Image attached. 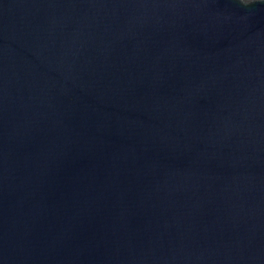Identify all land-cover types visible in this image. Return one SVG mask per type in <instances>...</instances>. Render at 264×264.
Returning a JSON list of instances; mask_svg holds the SVG:
<instances>
[{
	"label": "water",
	"instance_id": "obj_1",
	"mask_svg": "<svg viewBox=\"0 0 264 264\" xmlns=\"http://www.w3.org/2000/svg\"><path fill=\"white\" fill-rule=\"evenodd\" d=\"M0 264H264V0H0Z\"/></svg>",
	"mask_w": 264,
	"mask_h": 264
}]
</instances>
